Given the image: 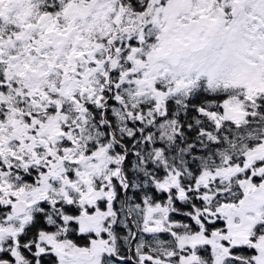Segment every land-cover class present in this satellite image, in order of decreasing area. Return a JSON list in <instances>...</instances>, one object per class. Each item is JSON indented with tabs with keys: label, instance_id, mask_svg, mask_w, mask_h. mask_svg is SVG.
<instances>
[{
	"label": "snow or ice",
	"instance_id": "obj_1",
	"mask_svg": "<svg viewBox=\"0 0 264 264\" xmlns=\"http://www.w3.org/2000/svg\"><path fill=\"white\" fill-rule=\"evenodd\" d=\"M0 264H264V0H0Z\"/></svg>",
	"mask_w": 264,
	"mask_h": 264
}]
</instances>
